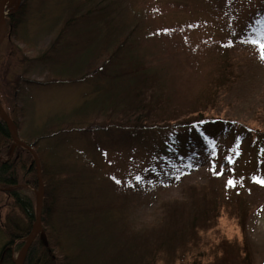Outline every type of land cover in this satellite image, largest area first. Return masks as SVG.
<instances>
[{"label": "rangeland", "instance_id": "rangeland-1", "mask_svg": "<svg viewBox=\"0 0 264 264\" xmlns=\"http://www.w3.org/2000/svg\"><path fill=\"white\" fill-rule=\"evenodd\" d=\"M262 1L22 0L15 21L9 15L20 5L15 9L18 0L8 3L0 43V99L18 124L19 136L36 145L51 173L62 176L50 220L81 255L80 264H116L120 241L135 242L147 224L172 210L164 204L204 180L213 164L218 172L221 166L230 169L224 176L241 182L252 174L264 179V164H255L264 152L257 153L243 137L218 134L182 155L169 141L168 129L134 126L132 112L147 95L151 122H165L175 108L184 114L206 91L222 59L231 57L240 75L221 93L215 112L262 127L264 61L257 48L242 40L255 38L264 23L253 30L248 26L242 40L239 35ZM80 17L58 38L67 21ZM236 41L240 45L232 46ZM54 43L59 45L40 59ZM169 150H176L175 160L167 157ZM227 155L239 157L230 165ZM155 168L161 169L158 175L143 178ZM37 191L31 183L20 187L32 199L34 212ZM249 194L259 196L253 189ZM4 199L0 191V205ZM14 211L24 226L23 213ZM5 213L0 206V264H13L2 254L9 239ZM39 234L44 236L43 228ZM200 235L215 242L243 237L236 219L224 210L217 226ZM248 235L251 262L264 264V210L251 216ZM83 241L88 250L81 253L77 248ZM15 250L14 257L20 249ZM209 260L201 256L202 264Z\"/></svg>", "mask_w": 264, "mask_h": 264}, {"label": "trees", "instance_id": "trees-1", "mask_svg": "<svg viewBox=\"0 0 264 264\" xmlns=\"http://www.w3.org/2000/svg\"><path fill=\"white\" fill-rule=\"evenodd\" d=\"M21 8L22 5L9 15L13 21L18 18L16 15ZM251 17L250 21L239 29L241 40L246 35L244 31L248 26H251V30H253L258 23L263 25L264 0ZM87 19L89 18L87 17ZM79 21H81V17L76 22L73 19L67 21L58 38L69 27L74 26V24L78 25ZM11 28L15 29L14 22L11 23ZM258 31H264V28ZM58 38L57 41H59ZM238 42H232V46L240 45ZM124 43L122 42V44ZM243 44L249 43L243 42ZM57 45L59 43L51 45L40 59L48 57ZM237 65L231 57H224L209 79L206 91L200 95L201 98L199 99L197 96L195 102L186 107V111L182 115H179L178 109L175 108L170 113V117L163 120L165 122L160 123L157 119L151 122L145 106L146 99H148L147 95L140 98L138 109L132 111L136 114L133 118L134 126L143 127L145 131L148 129L157 131L168 129L171 138L169 141L175 143L177 148L182 150V155L192 154L194 148L207 145V142L209 144L212 138L218 134H225L227 137L236 140L243 137L253 144L257 153L264 152V111L259 116L262 127L254 128L243 121L221 116L215 112L218 108L214 109L221 93L225 92L226 88L231 86L235 82V78L240 75L236 69ZM0 102L3 104L1 99ZM4 107L11 116L10 109L7 106ZM18 108L19 114L22 116L23 109L20 106ZM14 122L16 125L15 120ZM116 124L118 127L120 123ZM16 129L19 130L18 124ZM129 133L134 134L133 131H129ZM128 137L132 136L129 135ZM32 144L36 146L34 143ZM36 149L38 150V148ZM176 150L179 152L178 149ZM176 150H169L167 157L175 160L176 153L174 152ZM38 154L41 159L43 155L39 152ZM179 155H181L180 152ZM230 156L227 155L226 158ZM237 157L239 156L235 155L233 159L236 160ZM261 157L264 158V156ZM40 161L45 186L41 216L44 236L37 234L23 264H80L81 255L77 254L76 248L70 247L71 245H68L62 238L64 233L61 232L59 225L50 220L57 206L56 189L60 185L62 176L58 173H51L45 167L46 161ZM171 163L174 164L173 161ZM255 164L258 166L264 164V159H260ZM229 170L226 169L224 175L229 174ZM160 172V168H155L143 178L148 180ZM224 175H216L210 171L204 180L191 185L190 191L183 196L165 203L164 205L172 207V210L167 209L170 212L156 219L158 222L147 224L142 235L138 236L135 242H126L120 245V241L118 245L120 247L117 248V254H115L118 258L116 264H119L118 262L120 264H202V255L210 257L207 264H256L255 261L251 262L254 255L253 246L249 243L248 224L251 216L260 210L261 212L264 210V186L254 182L258 174H252L248 182H241L235 176L228 175L225 177ZM230 178L238 181L236 187L226 186V182ZM25 183H31L39 188L34 157L26 148L15 144L6 122L0 117V191L5 196L4 203L0 206L6 207L3 225L9 236L8 241L2 247V254L5 261L13 264L15 249H21L36 220V210L34 212L32 199L27 196L24 197L20 193V187ZM252 189L259 193L257 198L251 197L249 194V190ZM11 204L13 206L9 207ZM15 208L20 210L26 218L27 222L24 226L19 225L16 221ZM223 210L230 217L236 219L243 233L240 241L222 238L215 242L200 235L217 226ZM84 243L86 242L83 241ZM83 244H79L77 248H82V250L80 249L81 253L88 250Z\"/></svg>", "mask_w": 264, "mask_h": 264}, {"label": "water", "instance_id": "water-1", "mask_svg": "<svg viewBox=\"0 0 264 264\" xmlns=\"http://www.w3.org/2000/svg\"><path fill=\"white\" fill-rule=\"evenodd\" d=\"M15 2L16 0H3V4L0 5V20H1V30H0V43L2 42L4 35L7 30V21L6 16L4 15V6L6 2ZM22 3V0H18V4L15 6V9ZM0 116L4 119L6 122L9 132L11 134V137L15 144L20 145L27 150H29L33 157H34V163L37 169V175H38V181H39V188L37 193V201H36V220L32 226V230L30 231L29 235L26 237L25 243L22 245L21 249L17 253L14 264H23L27 255V252L34 241L35 237L39 233L42 223H41V216H42V210H43V201H44V195H45V186L42 178V171H41V162L38 156V153L34 149V146L32 144H29L28 142L24 141L18 134L14 121L12 117L9 115V113L6 111L5 107L0 102Z\"/></svg>", "mask_w": 264, "mask_h": 264}, {"label": "snow or ice", "instance_id": "snow-or-ice-1", "mask_svg": "<svg viewBox=\"0 0 264 264\" xmlns=\"http://www.w3.org/2000/svg\"><path fill=\"white\" fill-rule=\"evenodd\" d=\"M2 4H3V0H0V5H2ZM243 42L244 43H249V44H252V45L256 46L258 48V50H259V53H260V57L259 58L262 61H264V31H257L255 38H249V39L244 40ZM238 147H239V145L237 144L236 148L238 149ZM227 160H228V162L230 164L235 162L233 157H231V156L227 157ZM212 170H213L214 174H216V175H224V173H225V169H224L223 166L220 167V171L219 172H216V165L215 164H213ZM135 179L138 182L141 178L139 176H137ZM115 182L117 184L121 183V181L118 180V179H116ZM254 182L264 186V179H261V178L257 177V178H255ZM237 183H238V181H236L235 179H231L230 178V179L227 180L226 186L227 187H236Z\"/></svg>", "mask_w": 264, "mask_h": 264}, {"label": "bare ground", "instance_id": "bare-ground-1", "mask_svg": "<svg viewBox=\"0 0 264 264\" xmlns=\"http://www.w3.org/2000/svg\"><path fill=\"white\" fill-rule=\"evenodd\" d=\"M7 5H8V3L6 2V4H5L6 8H4V13H5V14H6ZM5 6H4V7H5Z\"/></svg>", "mask_w": 264, "mask_h": 264}]
</instances>
